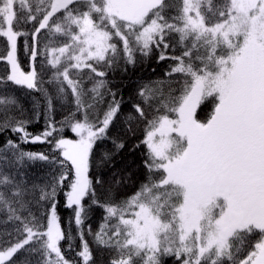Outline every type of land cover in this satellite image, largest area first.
I'll return each instance as SVG.
<instances>
[{"label": "snow or ice", "instance_id": "snow-or-ice-1", "mask_svg": "<svg viewBox=\"0 0 264 264\" xmlns=\"http://www.w3.org/2000/svg\"><path fill=\"white\" fill-rule=\"evenodd\" d=\"M0 64V264H264V0H0Z\"/></svg>", "mask_w": 264, "mask_h": 264}, {"label": "trees", "instance_id": "trees-1", "mask_svg": "<svg viewBox=\"0 0 264 264\" xmlns=\"http://www.w3.org/2000/svg\"><path fill=\"white\" fill-rule=\"evenodd\" d=\"M155 63H153L152 65H151V67L148 69V71L147 72H144V73H141V69L140 68H137L136 70H135V73H133V75H132V79H135L136 78V76L137 75H141V74H143V75H148L149 74V72H151V68H155ZM3 71V67H2V64H0V72H2ZM129 71L131 72L132 70L131 69H129ZM111 75V74H110ZM121 75H122V73L121 72H119V71H117V73H116V80L117 81H119L120 79H121ZM125 80H127L128 79V76H124L123 77ZM33 130H35V129H33ZM72 134L69 132V136H71ZM26 147H28V148H31V149H33V150H40V149H42L43 147H44V145H42L41 143H39V142H37V143H35V144H28V145H26ZM118 159V161H119V158H117ZM118 166H119V163H118ZM42 168H41V165L39 164V162H37L36 164H30V165H28L27 166V168H26V171L29 173V175L30 176H32L33 178H35V177H39L40 175H41V172H42ZM63 215H64V217L65 218H67V215H68V213L67 212H63L62 213ZM85 231H87V228L85 229ZM97 258L99 259L100 257H99V253H97ZM105 259H107V257H105ZM166 260H168V258H165ZM168 264H171V261L170 260H168Z\"/></svg>", "mask_w": 264, "mask_h": 264}]
</instances>
